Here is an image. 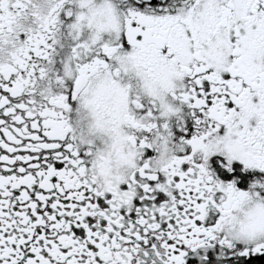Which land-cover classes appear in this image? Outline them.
Instances as JSON below:
<instances>
[{"label":"snow or ice","instance_id":"obj_1","mask_svg":"<svg viewBox=\"0 0 264 264\" xmlns=\"http://www.w3.org/2000/svg\"><path fill=\"white\" fill-rule=\"evenodd\" d=\"M0 264H264V0H0Z\"/></svg>","mask_w":264,"mask_h":264}]
</instances>
